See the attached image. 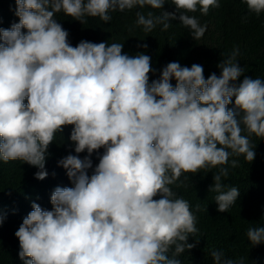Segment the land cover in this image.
Here are the masks:
<instances>
[{
	"label": "clouds",
	"instance_id": "obj_1",
	"mask_svg": "<svg viewBox=\"0 0 264 264\" xmlns=\"http://www.w3.org/2000/svg\"><path fill=\"white\" fill-rule=\"evenodd\" d=\"M244 2L252 12L264 11V0ZM164 3L15 0L18 22L0 28V161L27 162L43 179L46 149L69 124L76 153L103 148L91 175L88 155L58 161L71 186L55 187L50 210L33 202L22 219L14 235L24 264H181L177 255L194 247L188 237L198 231L196 216L169 186L182 172L236 166L230 156L254 159L249 137L264 139V79L238 80L244 68L237 49L219 62V75L205 79L202 65L173 61L149 83L155 71L149 55L122 53L119 42L82 39L72 46L55 18L63 12L81 23L86 16L107 22L110 11L163 9ZM172 4L174 12L137 11L135 24L150 32L178 19L197 39L206 25L186 13L199 5L206 14L219 0ZM227 175L220 167L210 186L221 212L239 196L237 187L221 183ZM246 235L252 245L264 243V226H250ZM210 255L215 264H244L242 257L224 258L222 250Z\"/></svg>",
	"mask_w": 264,
	"mask_h": 264
},
{
	"label": "trees",
	"instance_id": "obj_2",
	"mask_svg": "<svg viewBox=\"0 0 264 264\" xmlns=\"http://www.w3.org/2000/svg\"><path fill=\"white\" fill-rule=\"evenodd\" d=\"M15 8V0H0V28H9L13 22H18ZM162 10L174 12L172 0H165L163 9L145 5L110 11L111 19L107 22L98 16H86L81 23L63 12L56 13L55 18L67 30V39L72 46L82 39L109 44L119 42L122 53L149 55L151 68L155 69L148 73L149 83L159 77L163 66L173 61L181 66L202 65L205 79L211 73L219 75L217 65L233 49L238 50L236 60L244 68L238 80L245 75L264 79V11L259 14L250 11L244 0H219V7L210 6L206 14L199 11L198 5L196 11L186 13L206 25L205 32L197 39L178 19H170L165 30L157 25L150 32L135 24L137 11L158 15ZM145 44L147 47L142 46ZM170 82L175 85L174 79ZM72 127L70 124L62 126V131L57 132L49 143L44 165L47 175L43 179L36 178L34 173L39 169L27 162L19 159L0 161V264H24L18 255V238L14 235L22 219L32 210L33 202L50 210V196L55 187L71 186L66 169L58 161L68 154L81 159L88 155L92 161V167L86 170L89 175L99 162L103 148L91 154L86 150L75 152L74 142L69 139ZM249 139L255 151L251 162L243 155L230 156L229 161H238L236 166L229 163L202 168L195 173L182 172L169 186L177 196L189 202L196 216L198 231L188 237V243H193L194 247L177 255L181 264H215L210 255L213 249L222 250L224 258L242 257L244 264H264V243L252 245L246 235L250 226H264V139L254 134ZM220 167L228 168V175L221 177V183L239 189L237 200L224 212L217 210L214 201L217 193L210 190L213 175Z\"/></svg>",
	"mask_w": 264,
	"mask_h": 264
}]
</instances>
